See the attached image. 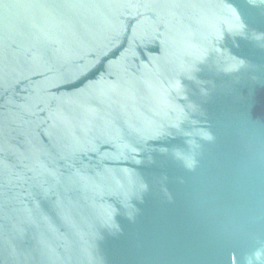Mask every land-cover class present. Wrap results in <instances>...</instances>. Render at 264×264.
I'll return each instance as SVG.
<instances>
[{
	"label": "water",
	"instance_id": "95a60500",
	"mask_svg": "<svg viewBox=\"0 0 264 264\" xmlns=\"http://www.w3.org/2000/svg\"><path fill=\"white\" fill-rule=\"evenodd\" d=\"M0 264H264V0H0Z\"/></svg>",
	"mask_w": 264,
	"mask_h": 264
}]
</instances>
